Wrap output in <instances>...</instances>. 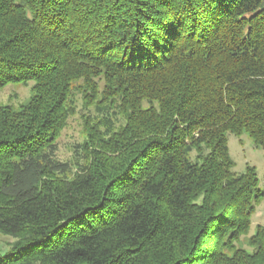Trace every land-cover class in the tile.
<instances>
[{"label": "trees", "instance_id": "1", "mask_svg": "<svg viewBox=\"0 0 264 264\" xmlns=\"http://www.w3.org/2000/svg\"><path fill=\"white\" fill-rule=\"evenodd\" d=\"M28 82L0 104V264H264L227 146L264 151V0H0V90Z\"/></svg>", "mask_w": 264, "mask_h": 264}, {"label": "rangeland", "instance_id": "2", "mask_svg": "<svg viewBox=\"0 0 264 264\" xmlns=\"http://www.w3.org/2000/svg\"><path fill=\"white\" fill-rule=\"evenodd\" d=\"M31 85L32 82H28L26 85L18 83L8 84L0 90V104H8L15 109L19 108V106L26 103L30 95ZM81 104V101L78 100V113L68 120L67 126L62 131L57 141V159L63 162H69L70 164L73 162L74 146L81 143L85 137L83 119L87 111L83 108L81 109ZM227 146L229 156L234 162L233 170L237 173H241L245 170L247 165L254 167L258 180L257 188L264 190L263 149L255 147L252 140L246 134L235 136L228 133ZM257 225L264 228V199L255 208V212L251 217L248 234L240 240V245L250 252L252 248L250 249L247 246V239L254 233ZM12 242V238L0 235L1 252L4 253L8 244Z\"/></svg>", "mask_w": 264, "mask_h": 264}]
</instances>
